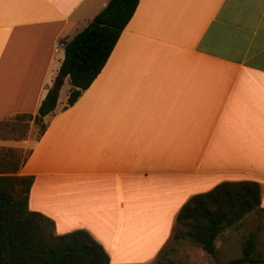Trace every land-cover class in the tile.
<instances>
[{"label": "crops", "instance_id": "1", "mask_svg": "<svg viewBox=\"0 0 264 264\" xmlns=\"http://www.w3.org/2000/svg\"><path fill=\"white\" fill-rule=\"evenodd\" d=\"M109 1L0 0V123L38 113L65 44ZM64 86L40 138L34 124L0 137L29 152V208L57 234L85 229L110 264H149L196 194L253 180L264 210V0H140L68 108Z\"/></svg>", "mask_w": 264, "mask_h": 264}, {"label": "trees", "instance_id": "2", "mask_svg": "<svg viewBox=\"0 0 264 264\" xmlns=\"http://www.w3.org/2000/svg\"><path fill=\"white\" fill-rule=\"evenodd\" d=\"M139 2L110 0L83 31L65 44V58L38 113L18 115L15 121L30 118L38 126L40 138L47 129L45 117L55 111L66 79L71 85L65 106L68 108L101 73ZM23 137L26 136L18 135ZM19 155L22 156L13 149L0 151V264H110L108 252L89 231L57 234L52 219L30 210L34 177L18 175L29 152ZM261 205V186L257 181H225L192 196L178 212L175 226L184 229L194 244L215 257L216 241L224 230L240 223ZM257 246L258 233L253 232L243 243V256L230 264L264 263L262 255L252 256ZM165 248L155 264H180L168 256Z\"/></svg>", "mask_w": 264, "mask_h": 264}, {"label": "rangeland", "instance_id": "3", "mask_svg": "<svg viewBox=\"0 0 264 264\" xmlns=\"http://www.w3.org/2000/svg\"><path fill=\"white\" fill-rule=\"evenodd\" d=\"M67 84L63 87L61 93L63 98L67 95V90L69 89V84L68 87ZM33 124L30 118H25L21 122L7 121L0 126V137L9 138V140L17 139V136L21 134L27 137ZM38 132L39 128L36 126L33 133L37 136ZM6 149H13L18 156H22L19 154H26V150H18L6 146L0 147V151H5ZM253 232L258 233V246L252 256L257 258L262 255V258H264V210L260 209L248 214L240 223L224 230L216 241L217 252L215 257L210 256L200 246L194 244L185 235L186 231L178 226L174 227L172 238L166 245L165 251L168 252V256L172 260L180 264H230L243 256V243ZM178 234H182L183 237L181 239L174 238ZM149 264H155V261Z\"/></svg>", "mask_w": 264, "mask_h": 264}]
</instances>
